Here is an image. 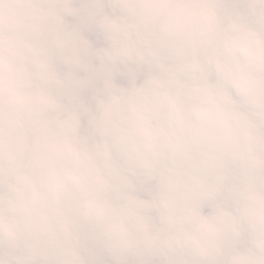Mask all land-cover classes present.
I'll return each instance as SVG.
<instances>
[{
    "label": "clouds",
    "instance_id": "clouds-1",
    "mask_svg": "<svg viewBox=\"0 0 264 264\" xmlns=\"http://www.w3.org/2000/svg\"><path fill=\"white\" fill-rule=\"evenodd\" d=\"M0 264H264V0H0Z\"/></svg>",
    "mask_w": 264,
    "mask_h": 264
}]
</instances>
